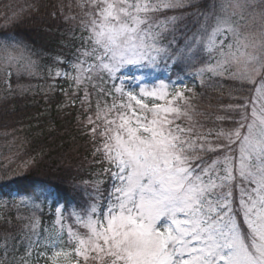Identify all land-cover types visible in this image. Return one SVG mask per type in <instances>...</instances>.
<instances>
[{"label": "snow or ice", "instance_id": "snow-or-ice-1", "mask_svg": "<svg viewBox=\"0 0 264 264\" xmlns=\"http://www.w3.org/2000/svg\"><path fill=\"white\" fill-rule=\"evenodd\" d=\"M58 8L52 16L79 46L70 63L55 60L70 71L48 75L69 83L70 103L79 99L103 179L73 182L79 202L53 182L14 199L17 223L0 217V264H264V0H61ZM39 11L38 3L6 11L2 27ZM33 55L15 32L0 31V72L38 75ZM189 78L235 85L211 127L198 119L205 113Z\"/></svg>", "mask_w": 264, "mask_h": 264}, {"label": "trees", "instance_id": "trees-1", "mask_svg": "<svg viewBox=\"0 0 264 264\" xmlns=\"http://www.w3.org/2000/svg\"><path fill=\"white\" fill-rule=\"evenodd\" d=\"M64 2L67 3V0ZM26 3H38L40 11L25 12L20 23L3 28L4 13ZM60 3L61 0H0V31L15 32L27 43L35 53L32 58L40 65L39 72L47 74L46 82H55L54 85H49L46 93L28 86L30 83L32 87L38 78L19 80L20 87L19 83L18 86L11 87L15 91H10L9 88L0 91V154L6 155L10 149V138L16 136L25 142V157L38 162L34 167L28 166L27 172L0 177L2 200H14V197L24 195L35 185L53 182L63 199L70 203L79 202L83 193L73 191V182L103 177L94 175L101 172V168L93 162L91 145L78 123V117L83 119L79 99H76L75 104L70 103L72 97L65 95V91L69 93L70 89L68 82L63 77L53 78L48 75L49 67L53 69V76L57 68L62 71L69 69L68 64H57L55 60L61 57L70 63L79 46L70 25L62 18L52 16L53 12L58 13ZM9 5L11 8H8ZM75 35H79L78 31ZM11 82L16 83L12 78ZM186 83L188 87L194 88L196 98L201 100L196 103L205 108V118L212 126L214 116L223 114L219 112L221 106L231 103L228 93L233 84L218 81L215 87H201L196 78L186 79ZM246 94L247 89L231 93L232 96ZM54 207L55 205L52 206L53 211ZM52 216L45 205L40 217L42 226L46 227ZM0 217L11 218L14 224L17 223L12 212L4 211ZM2 225L3 221L0 220V231H3Z\"/></svg>", "mask_w": 264, "mask_h": 264}, {"label": "rangeland", "instance_id": "rangeland-1", "mask_svg": "<svg viewBox=\"0 0 264 264\" xmlns=\"http://www.w3.org/2000/svg\"><path fill=\"white\" fill-rule=\"evenodd\" d=\"M66 71H70V69H66ZM47 74H44L42 75L40 72L38 75L36 76H28V75H23L22 77H19L17 76L16 74V71L15 69H12L11 70V74H6L5 72H0V91L3 89V88H9L8 85L10 84L11 87L13 86H18V83H19V87H20V83L23 79H34V78H38L37 79V83H34L32 84L33 86L31 87L30 83L28 84V86H30V88H35V89H38L39 91L43 92V93H46L47 90L50 88V84L54 85V81L52 82H46V79H47ZM55 76V74H54ZM53 76V77H54ZM11 78L12 79H15L16 83H12L11 82ZM62 79V77H59ZM8 81V83L6 84L5 81ZM18 80V81H17ZM21 80V81H19ZM35 85V86H34ZM69 85V83H68ZM233 87H235V85H233ZM69 94H71L72 92V88L69 86ZM52 91H53V88H52ZM229 94V93H228ZM82 95V93H81ZM71 97V95H69ZM230 102H232V100L229 98ZM196 102H201L200 98H196L193 103L194 105L198 108L199 111L201 112H204L205 111V108L204 107H201L200 105H198ZM79 104H80V101H79ZM219 112H221L219 110ZM217 115H222V114H216L214 116V118L217 116ZM205 119V116H202V117H198V119ZM206 127H211V124H207ZM25 145V142H23L19 137H11L10 138V144H9V147L10 149L7 151L6 155L4 156L2 153L0 154V177L1 176H5V177H9L11 176L12 174H17L19 172H27L28 170H26L27 168L29 169V167L25 166V162L26 161H29V160H32V158H26L25 155L23 154L24 153V147ZM26 146V145H25ZM34 167V166H33ZM4 177V178H5ZM100 179H103V177H101ZM14 199L18 200V197H14ZM13 200L9 201V204L7 207H0V215L5 211V212H9V213H13L14 216L16 217L17 214H18V210H17V207L14 206V204L12 203ZM54 210H55V207H54ZM54 212V211H53ZM19 214L20 215H24V216H28V215H31V212L26 210L24 207H20L19 208ZM39 215V214H38ZM54 220V216L51 217L50 221H49V224L46 226V227H51L52 225V221ZM40 264H43V261L40 262Z\"/></svg>", "mask_w": 264, "mask_h": 264}]
</instances>
